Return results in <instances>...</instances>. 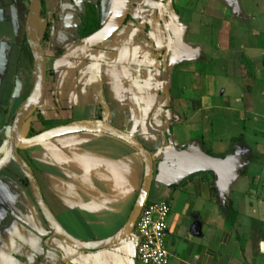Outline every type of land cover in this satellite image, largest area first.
<instances>
[{
	"label": "crops",
	"instance_id": "1",
	"mask_svg": "<svg viewBox=\"0 0 264 264\" xmlns=\"http://www.w3.org/2000/svg\"><path fill=\"white\" fill-rule=\"evenodd\" d=\"M41 2L47 81L22 129L19 159L0 172V264H141L135 237L81 252L53 236H113L143 184L145 162L133 146L102 131H65L91 120L128 133L151 156L172 146L199 147L213 158L240 151L225 197L211 171L167 186L163 170L177 166L171 159L153 180L148 203L170 205L169 264H264V0H178L172 38L191 54L165 60L162 27L144 0H131L122 38L115 36L125 24L82 60L64 54L78 47L86 2L105 23L115 0ZM28 12V0H0V160L33 88L19 69ZM229 202L238 213L232 228Z\"/></svg>",
	"mask_w": 264,
	"mask_h": 264
},
{
	"label": "water",
	"instance_id": "2",
	"mask_svg": "<svg viewBox=\"0 0 264 264\" xmlns=\"http://www.w3.org/2000/svg\"><path fill=\"white\" fill-rule=\"evenodd\" d=\"M28 2L29 12L26 23V40L35 62L34 83L32 91L20 106L12 121L9 149L0 160V172L7 169L15 160L19 159L18 148L22 129L42 97L47 81V61L40 40V11L42 2L41 0H28ZM162 3L163 0H160L159 5H162ZM130 9L131 0H115L109 19L97 32L83 41L78 52L99 46L115 35L127 22ZM157 20L162 24L165 37L164 60L170 53H172L173 58L189 56L191 50L180 44L179 39L173 40L172 38V35L177 30V15L174 11V0H166L163 3L157 11ZM76 130L87 132L102 131L106 135L123 140L138 150L145 162L144 180L134 208L125 226L116 234L104 240L83 242L70 235H64L54 231V238L70 248L81 252H92L110 248L132 235L137 219L149 201L153 180V159L151 153L136 138L111 124H105L100 120L78 121L68 125L65 129L67 132ZM169 156L176 162L177 166L164 168L163 176L167 186L172 187L179 184L192 173L211 171L216 175L221 194L224 197L227 195L229 185L240 166V151H236L234 154L227 155L223 158H213L199 147L190 146L185 150L177 151L172 146L169 151Z\"/></svg>",
	"mask_w": 264,
	"mask_h": 264
},
{
	"label": "built area",
	"instance_id": "3",
	"mask_svg": "<svg viewBox=\"0 0 264 264\" xmlns=\"http://www.w3.org/2000/svg\"><path fill=\"white\" fill-rule=\"evenodd\" d=\"M170 213L171 208L166 201L147 203L141 211L133 231L141 264H169L167 222Z\"/></svg>",
	"mask_w": 264,
	"mask_h": 264
},
{
	"label": "trees",
	"instance_id": "4",
	"mask_svg": "<svg viewBox=\"0 0 264 264\" xmlns=\"http://www.w3.org/2000/svg\"><path fill=\"white\" fill-rule=\"evenodd\" d=\"M45 16V7L42 3L40 17L43 18ZM129 19V18H128ZM128 21V20H127ZM102 27L101 23V15L96 5L86 2L85 4V13L81 16V24L76 32L77 40L82 43L86 38L93 35ZM48 31H45L40 36L41 44L44 41L48 40ZM19 69L21 73L25 76L27 81L34 82V73H35V62L32 56V53L27 45V42L22 46L21 54L19 58ZM238 213L233 208L231 202L228 203L227 207V226L232 228Z\"/></svg>",
	"mask_w": 264,
	"mask_h": 264
},
{
	"label": "rangeland",
	"instance_id": "5",
	"mask_svg": "<svg viewBox=\"0 0 264 264\" xmlns=\"http://www.w3.org/2000/svg\"><path fill=\"white\" fill-rule=\"evenodd\" d=\"M144 1H145V6L148 7V8H151L153 13H154V11L156 12V10H157V8H159V6H161V5H159V2L157 3V0H144ZM178 7H179L178 6V0H174V11H175V13H176L177 16H178V13H179ZM105 17H107V16H105ZM104 20H106V18L103 17V22H101L102 25L105 24L104 23ZM129 20L131 21L132 20V17ZM128 24H125L123 26V28H122L123 31L120 32V33H118L115 36V39L116 38H122L123 34L126 32L125 30L128 29L127 28ZM145 39L146 38L143 37V36L140 38V40L142 42H144ZM76 42H77L76 45L78 46L77 49H76V51L75 52H71V53H67V54H64V55H67L69 57H72V56L75 57V56H77V60H82L83 57H84V55L87 54L86 53L87 51H85V52H78V49L82 46V43L83 42L80 43L78 40ZM223 127L225 129L226 125H224ZM228 136H229V133L228 132L227 133L226 132L225 133L223 132V134H221L220 140L225 142V141H227V139H228L227 137ZM168 152H169V150H167V151L164 150V152H160L159 154H157L156 152L152 154V159H153V180L154 179H158V178L160 179V176H161V173H162V168L164 167L163 165H166V163H169V161L171 162V158L169 157ZM255 167L256 168H259V166H255ZM261 172H263V174L261 175V177H264V171H261ZM153 180H152V184H154L153 183ZM151 186H153V185H151ZM151 198H152V194H151ZM250 199H252V201L254 199V202H256V197H254V196L252 197L251 196ZM262 221L264 222V216H263ZM131 237H134V233H133V235Z\"/></svg>",
	"mask_w": 264,
	"mask_h": 264
},
{
	"label": "flooded vegetation",
	"instance_id": "6",
	"mask_svg": "<svg viewBox=\"0 0 264 264\" xmlns=\"http://www.w3.org/2000/svg\"><path fill=\"white\" fill-rule=\"evenodd\" d=\"M159 1H160V0H157V3H158ZM164 2H166V0H163V3H164ZM163 3H162V5H163ZM162 5H161V6H162ZM161 6H159V8H160ZM159 8H157L156 12L154 11L155 14H156V17H157V11H158ZM158 24H159V26L161 25V27H162L161 22L158 21ZM163 54H164V53H163ZM162 56H163V55H162Z\"/></svg>",
	"mask_w": 264,
	"mask_h": 264
}]
</instances>
